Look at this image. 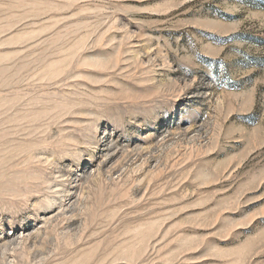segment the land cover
<instances>
[{
	"label": "rangeland",
	"instance_id": "rangeland-1",
	"mask_svg": "<svg viewBox=\"0 0 264 264\" xmlns=\"http://www.w3.org/2000/svg\"><path fill=\"white\" fill-rule=\"evenodd\" d=\"M0 264H264V0H0Z\"/></svg>",
	"mask_w": 264,
	"mask_h": 264
}]
</instances>
